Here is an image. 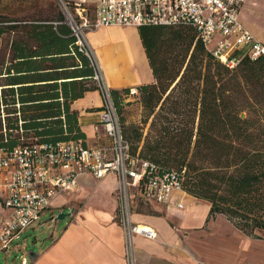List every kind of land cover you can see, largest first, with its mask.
Returning a JSON list of instances; mask_svg holds the SVG:
<instances>
[{
  "label": "trees",
  "instance_id": "1",
  "mask_svg": "<svg viewBox=\"0 0 264 264\" xmlns=\"http://www.w3.org/2000/svg\"><path fill=\"white\" fill-rule=\"evenodd\" d=\"M6 19L11 17L0 14V21ZM140 36L155 77L154 83L138 88L135 100L143 106L144 124L150 123L146 135L143 127L125 128L122 106L132 101L124 104L120 92L111 90L132 153L166 169L186 168L185 191L210 203V218L224 215L256 236L257 229H264V54L253 59L246 50H235L229 56L235 65L230 66L197 39L191 26H142ZM72 50L93 70L88 58L76 52L74 40ZM40 81L45 82L32 96L36 85L3 90L7 137L0 103V148L85 138L69 104L81 98L82 89L68 95L65 83ZM89 89L97 88L88 83Z\"/></svg>",
  "mask_w": 264,
  "mask_h": 264
},
{
  "label": "crops",
  "instance_id": "2",
  "mask_svg": "<svg viewBox=\"0 0 264 264\" xmlns=\"http://www.w3.org/2000/svg\"><path fill=\"white\" fill-rule=\"evenodd\" d=\"M71 1L82 2L89 7L98 3V0ZM259 8V0H246L241 20L264 43V35L258 31L257 23L250 14ZM0 14L11 17L0 21L1 105H4L1 98L4 89L14 87L17 90L19 85H36L29 93L32 96L39 93L38 84L45 82L40 81L45 79L49 83L57 80L60 86L65 83L68 95L79 93L82 89L81 98L69 100L70 110L77 113L78 125L85 133V138L81 140L90 147L108 145L102 128L97 129L99 111L103 106L101 93L97 89L85 90L88 83L95 86L93 79H87L93 70L86 65L83 56L72 53L74 39L68 25L55 23L62 21V14L47 17H35V12ZM88 40L111 89L121 93L127 88H139L155 82L140 28L105 26L90 32ZM49 67L57 68L60 75L53 71L54 68L41 73ZM19 97L16 93V104L19 103ZM15 106L18 109L20 107ZM19 120L22 121L20 116ZM79 183L77 192L60 195L44 215L47 219L40 221L41 226L47 225L54 230L49 233V244L38 253L35 252L36 258L30 256L28 264H127L124 231L114 220L118 206L115 176L110 174L97 180L86 175L79 178ZM1 193L0 229L9 214L3 206ZM173 197L169 203L149 204L135 194L134 219L140 224L153 226L159 233L156 240L136 238L138 264H264V229H257L256 236L248 235L224 215L210 218L211 205L206 200L181 192H174ZM187 198H190L187 209L177 208L176 200L185 202ZM138 199L150 206L153 212L136 211ZM99 202L101 206L91 208L90 205ZM66 206H70L73 211L62 218L56 217L55 210L63 213ZM62 220L65 222L60 227ZM209 224L216 230L214 233L209 229ZM211 240L226 243L219 261L203 256L199 258L200 244H208Z\"/></svg>",
  "mask_w": 264,
  "mask_h": 264
},
{
  "label": "built area",
  "instance_id": "3",
  "mask_svg": "<svg viewBox=\"0 0 264 264\" xmlns=\"http://www.w3.org/2000/svg\"><path fill=\"white\" fill-rule=\"evenodd\" d=\"M74 39L76 52L82 53L93 69V82L101 93L99 127L108 145L86 146L81 139H68L56 144L19 143L12 149L0 148V192L9 214L0 229V252H24L22 242L27 228L39 224L61 195L77 192L79 178L91 176L101 180L114 175L117 180L118 206L114 220L123 228L127 264H138L136 238L156 240L159 233L151 225L134 219L133 199L137 193L149 204L169 203L174 192L184 188L186 168L166 169L132 153L125 139L120 116L88 34L105 26H191L205 46L224 63L235 50H246L253 59L264 54V44L244 25L241 12L246 0H98L94 7L71 0H55ZM219 37L214 48L210 44ZM140 97L137 87L119 95L122 102ZM19 107V103L16 104ZM1 105L3 131L6 114ZM19 124L22 121L19 120ZM25 141L24 137H21ZM184 210L183 200H176ZM54 218V217H53ZM20 264H28L22 253ZM199 264H211L199 262Z\"/></svg>",
  "mask_w": 264,
  "mask_h": 264
},
{
  "label": "rangeland",
  "instance_id": "4",
  "mask_svg": "<svg viewBox=\"0 0 264 264\" xmlns=\"http://www.w3.org/2000/svg\"><path fill=\"white\" fill-rule=\"evenodd\" d=\"M259 6L261 8H259L258 10H254L250 14L255 23H257L256 27L258 31L264 35V0H259ZM30 12H35V17L58 16L59 14H61L55 0H0V13L15 14ZM219 39L220 38L217 37L215 41L210 44L211 48L215 47ZM261 43L264 44L263 42ZM144 118L145 112L140 101L133 100L131 103H127L122 106V120L127 130L130 127L134 129L143 127L144 134L146 135L149 131L150 123L144 124ZM184 204L186 205V210L187 204L190 205V198L185 199ZM98 205L101 206V203L99 202L97 205L92 204L90 206L91 208H94L98 207ZM71 211H73L72 208L70 206H66L63 210V213L69 214L71 213ZM136 211H145L148 213H152L153 209H151L150 206H147L138 199ZM60 213L61 211L56 209L54 214L56 217H58ZM46 219V216L42 218L43 221H45ZM66 219H68V217ZM64 222L65 220H62V222L60 223V227H62ZM208 227L212 233L216 231L215 229H212L210 227V224ZM53 230L54 228H50L47 225L41 226L40 224H36V226L29 229L27 228V230L23 233L21 240L22 242H24V240L27 241L25 251L17 252L14 250V246H12L9 251L0 252V264H19L21 262L22 253L25 254L30 262V251L33 250L34 252L38 253L42 248L46 247V245L49 244L50 240L49 233ZM220 230L222 233L224 232L222 229ZM224 248H226V243L222 241L220 242L218 240H211L208 244L206 242H203L199 246V258L203 256L205 258H210V260L212 261H219L221 257L220 254H222Z\"/></svg>",
  "mask_w": 264,
  "mask_h": 264
},
{
  "label": "water",
  "instance_id": "5",
  "mask_svg": "<svg viewBox=\"0 0 264 264\" xmlns=\"http://www.w3.org/2000/svg\"><path fill=\"white\" fill-rule=\"evenodd\" d=\"M63 215H68V214L60 213L59 214V218H62ZM30 256H31L32 259L36 258V253L33 250H31L30 251Z\"/></svg>",
  "mask_w": 264,
  "mask_h": 264
}]
</instances>
